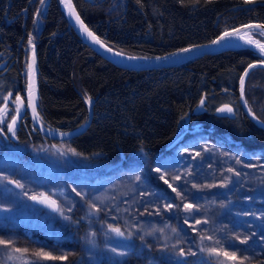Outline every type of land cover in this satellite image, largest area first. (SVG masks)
<instances>
[{
  "label": "trees",
  "instance_id": "obj_1",
  "mask_svg": "<svg viewBox=\"0 0 264 264\" xmlns=\"http://www.w3.org/2000/svg\"><path fill=\"white\" fill-rule=\"evenodd\" d=\"M74 2L97 36L110 47L133 56H161L191 45L212 42L221 33L235 27L249 23L264 24V0ZM251 33L254 38L264 42V35H257V31ZM29 40L37 48L39 56L38 103L41 120L47 128L56 132L75 131L88 122L91 105L92 123L85 132L68 143L82 155L101 156L105 168L102 173L97 171L99 175L127 171L132 165L129 161L139 153L150 160L149 164L155 165L151 159L159 162L196 138L212 141L221 155L228 152L238 157L264 160V130L245 115L239 97L243 73L250 64L261 61L255 52L229 50L201 56L173 68L126 70L102 58L78 37L59 0H0V55L6 56L0 65L8 60L11 62V55L19 57L14 73H0V96L8 92L9 88L19 89L24 84L21 72L24 64L28 65L32 51ZM87 97H91L90 105ZM245 97L255 116L264 121V68H255L249 73ZM201 100H204L202 107ZM225 105L232 107L234 112H219L218 109ZM179 137V142L169 148ZM11 142L34 149L19 160L24 162L23 167L35 169V177L47 178V173L50 177L54 174L68 176V170L72 169L85 171L80 165L70 164L62 170L50 166L47 160H41L42 152H36L35 149L52 141L45 138L31 122L22 125L18 140ZM108 164L114 166L109 167ZM29 167L25 169H31ZM66 182L69 186L72 184L69 180ZM158 182L153 186L165 200L166 206L172 205L170 209L173 214L177 210V198L181 197L172 189L169 193L174 196L170 197L168 190L158 185ZM176 188L183 193L181 199L187 203L186 196L190 195L180 187ZM243 191L242 184L233 189L236 198ZM36 208L30 211L36 213ZM251 213L248 212L252 221H245V217L221 219L214 234L208 235L213 241H210L211 244L205 242V251L191 250L196 255L184 254L178 258L179 263L172 260V249H144L136 240L132 242L140 250L125 253L122 262L239 264V259L246 256L248 259L244 264H264V210ZM52 215H45L44 225H39L37 229H34L35 223L28 221L24 226L20 220L13 221L10 214L1 216L0 224L20 225L65 245L60 256H55L49 249L39 251L51 253L54 257L66 256L67 259L46 260L39 257L36 264H76L78 261L89 264L88 258L83 257V246L85 242L87 244V239L88 244L90 241L85 226L81 223L77 228L63 224L53 226ZM180 215L183 216V213L175 212L174 217L182 221ZM72 222L75 223V219ZM248 222L254 224L253 229L249 225L243 226ZM28 224L32 228L29 229ZM189 232H192L190 228ZM192 237L196 245L202 244L199 236L193 234ZM245 239L246 243L240 242ZM97 246L99 250L98 243ZM77 247L81 250L76 252ZM210 248L218 249L220 255H210L207 251ZM224 251L235 252L237 259L223 256ZM74 254H77L76 257Z\"/></svg>",
  "mask_w": 264,
  "mask_h": 264
},
{
  "label": "rangeland",
  "instance_id": "obj_2",
  "mask_svg": "<svg viewBox=\"0 0 264 264\" xmlns=\"http://www.w3.org/2000/svg\"><path fill=\"white\" fill-rule=\"evenodd\" d=\"M259 41L263 42L260 39ZM4 96H0V101ZM68 145V142L61 141L58 147L46 149L45 145H39L35 151H44V154L41 153V160H47L51 163L50 166L64 170L70 164H77L86 172L72 169L68 170V176L54 174L50 177L47 173V178L35 177V169L23 167L24 162H20L19 159L26 152L34 151L31 146L22 147L12 144L11 141L0 145V220L1 216L10 214L13 221L20 220L24 226L29 221L31 224L35 223L34 229H37L39 225H44L45 215L53 214V226L63 224L77 228L81 223L86 228V235L90 236L89 244L87 239V244L85 242L83 246V257L88 258L89 264H124L123 255L118 253H136L140 250L136 249L137 245L132 240L140 242L144 249H172V260L179 263L181 250L190 255L191 250L206 248L203 246L205 242L213 241L201 237L214 234L213 231L221 219L245 217V221H252L248 212L257 213L264 210V160L238 157L228 152L221 155L217 146L210 140L196 138L189 141L186 147H178L159 162L151 159L155 165L149 164L150 160L146 156L136 154L129 161L132 165H129L127 171L114 175H99L98 172L105 168L101 156L72 155L68 151L71 149ZM196 153L200 155L196 156ZM110 164L107 166H114ZM50 166L49 168H54ZM157 168L160 172L156 171ZM235 172L240 175H235ZM161 175L173 187H180L190 195L186 196L187 203L193 206L190 211H185L184 200L177 198V210L172 214L165 200L153 186L159 181L158 185H163L170 195L171 188L160 178ZM137 176L139 181L136 180ZM175 176L180 179H173ZM8 180L23 184L24 188H17L8 183ZM67 180L72 182L70 186ZM240 184L243 185L244 191L236 198L233 189ZM40 193L55 200L63 215L58 211L53 213L34 205L29 197ZM35 207L36 213L31 212V208ZM175 212L183 213V216H179L182 221L174 217ZM73 219L75 223L72 222ZM248 223L243 226L249 225L253 229L254 224ZM109 225L119 227L131 241L125 242L115 237ZM53 226L50 225L55 229ZM30 227L32 228L31 225L29 229ZM203 230L206 231L203 233ZM193 234L199 236V242L202 244L196 245ZM0 239L12 242L8 247L0 245V264H23L20 260L26 261L25 264H34L39 259L35 253L40 249H49L55 256H60L65 249L63 243H56L55 239L51 240L41 232H31L20 225L5 226L1 223ZM97 243L100 245L99 250ZM24 247L29 248L26 253L14 251L15 248L23 250ZM112 249L116 251L113 252ZM77 250L81 248L77 247L76 252ZM74 255L76 257L77 254ZM76 264L81 263L78 261Z\"/></svg>",
  "mask_w": 264,
  "mask_h": 264
},
{
  "label": "water",
  "instance_id": "obj_3",
  "mask_svg": "<svg viewBox=\"0 0 264 264\" xmlns=\"http://www.w3.org/2000/svg\"><path fill=\"white\" fill-rule=\"evenodd\" d=\"M60 1V5L61 8L63 10V12L66 15V18L68 19L72 29L74 30V32L78 35V37L87 45L89 46L94 52H96L98 55H100L102 58L106 59L107 61H109L110 63L123 68V69H127V70H138V71H143V70H154V69H164V68H173V67H177L180 66L182 64H185L187 62H189L190 60H193L195 58L201 57V56H205V55H211V54H216L219 52H223V51H229V50H251L253 52H255L260 58L261 61H264V56L260 55L259 53V49L255 48L252 45H249L247 43H245L244 40H238L236 38H233L231 41H228L227 38L225 40H221L219 44H213L212 42L216 39H218L223 33H221L218 37H216L212 42L209 43H205V44H197V45H191V46H205L203 48H200L199 50L191 53L190 55L187 56H180V57H171L170 54L168 55H164V56H159V57H170L167 60H163V59H156L157 57H153V58H148L147 59H136V60H130L128 59V57H137V58H144V57H140V56H133V55H129V54H125L122 53L114 48H111L109 45H107L99 36H97L95 34V32L86 24V22L84 21L83 17L81 16V14L79 13L74 0H59ZM86 1H90V0H86ZM76 16H79L80 21L83 22V24L87 27V29L92 32L94 34L95 37L99 38V41L101 43H97L95 42V40H93L92 37H90L81 27L80 23L77 21ZM262 23H249L246 25H259ZM242 26L239 27H235L232 29H229L227 31L231 32L234 29L239 28L240 29V35H246L247 33L251 32V31H257L260 32L259 29L256 28H245ZM251 39L254 40H258L254 37H251ZM264 43V42H261ZM232 44H238V47H234L232 46ZM103 45V46H101ZM190 47V46H188ZM108 49H111V51H109ZM179 50H176L174 52H177ZM119 52L120 55H116V53ZM173 53V52H172ZM33 54V52H32ZM32 54L30 56L29 62L28 64L31 62L32 59ZM261 61L259 62H255L252 64H255L256 67L255 68H264V65L261 64ZM35 68H36V76H35V87H34V95L35 98H37L38 95V77H39V58H38V53H37V48H35ZM255 68H251L249 69V67H247V69L245 71L249 73L255 69ZM28 70V75H29V69ZM248 75L246 77H244L245 80V86H246V82L248 79ZM243 76V75H242ZM32 82V77L29 75V83ZM244 86V88H245ZM29 96V93H28ZM239 97H240V104L243 108V111L245 113V115L259 128L264 130V124L261 123L262 120L258 119H253L252 113H250L248 111L249 106L248 104H245V90H244V94L243 96L241 95V91H240V87H239ZM35 103H36V99H35ZM29 106V103H28ZM20 107V112L19 115L16 116V124L14 126V128L16 127V125L18 124V122L20 121V119L22 118L23 114H24V106L19 104ZM5 108V107H4ZM28 108H30L31 110H29L30 112V116L32 118V122L35 126V128L47 139L51 140V141H62V140H69L72 139L76 136H78L80 134V132L82 133V131L80 132H75V133H57L54 132L52 130H49L48 128H46L45 126H43L38 119L34 116L32 108L29 106ZM63 134V135H61ZM180 139V137L178 139H176L170 146L169 148L173 147L178 140ZM12 184V183H10ZM15 186V184H12ZM16 187V186H15ZM50 198V197H49ZM50 200H53L52 198H50ZM32 203L34 205H36L37 207L43 208L45 210L51 211V212H57L54 211L51 207L46 206L45 204H40L37 203L35 201H32ZM57 206L59 207L58 203L56 202ZM115 237L123 240V241H129L130 238L127 237L125 234L124 236H119L114 232Z\"/></svg>",
  "mask_w": 264,
  "mask_h": 264
},
{
  "label": "snow or ice",
  "instance_id": "obj_4",
  "mask_svg": "<svg viewBox=\"0 0 264 264\" xmlns=\"http://www.w3.org/2000/svg\"><path fill=\"white\" fill-rule=\"evenodd\" d=\"M41 2H43V0H41ZM137 2L139 3L140 0H137ZM245 2H249V0H245ZM76 19L77 21L80 23L81 27L83 28V30L90 36L93 38V40H95V42L97 43H101L99 41V38L95 37L94 34L92 32H90L87 27L83 24L82 21H80V18L79 16H76ZM243 27L245 28H256V29H259L260 32L256 33L257 35H264V24H259V25H244ZM240 29L237 28V29H234L233 31L229 32V31H225L218 39L214 40L212 43L213 44H219L221 40H225L227 38L228 41H231L233 38H236L238 40H244L245 43L249 44V45H252L254 46L255 48L259 49V53L260 55L264 56V43H261L259 40H254V39H251V35L252 33H248L246 35H240ZM29 44L32 45V41L29 40ZM103 46V45H101ZM232 46L234 47H238L239 45L238 44H232ZM205 46H190V47H185V48H182L180 49L179 51L177 52H173L170 54L171 57H180V56H187V55H190L191 53L199 50L200 48H203ZM32 49H33V54H32V59H31V62L28 64V69H29V75L32 77V82L29 83L28 85V91H29V96H28V102H29V106L32 108V111H33V114L34 116L37 118V119H40L39 117V113L37 112V105L35 103V95H34V87H35V76H36V68H35V45H32ZM109 51H111V49H108ZM116 55H120L119 52L116 53ZM170 57L166 56V57H157L156 59H163V60H167L169 59ZM128 59L130 60H136V59H147L146 57L144 58H137V57H128ZM261 64L264 65V61H261ZM249 69L251 68H255L256 65L255 64H250L249 66ZM248 75V72L245 71L243 73V76L241 77L240 79V91H241V95L243 96L244 94V86H245V80H244V77H246ZM11 95V94H9ZM17 101H20V103L22 104V101H21V98L20 97H17L15 101H13L14 104L17 103ZM91 97H87V103H89V105L91 104ZM245 104H247V100L244 101ZM204 105V100H201L200 101V106L202 107ZM7 106L5 105V108L4 109H0V123H3V121L7 118ZM15 113H16V116L19 115V112H20V107L17 106L15 109H14ZM219 112L221 113H224V112H227V113H230L232 114L234 112L233 108L228 106V105H225L221 108L218 109ZM248 111L250 113H252V109L249 108ZM16 116H13V118L11 119V122L8 123L7 125V130L8 132H11L13 134V136L15 135V124H16ZM252 116H253V119H258V117L255 116L254 113H252ZM262 124H264V121H261ZM3 129H0V132H2ZM63 135V134H61ZM69 152H71L72 155H81L80 153H77L75 151V149H69L68 150ZM63 154V153H61ZM196 156H199L200 153H196L195 154ZM237 163H239V161H237ZM245 167H247L248 165H244ZM157 172H160V169L157 168L156 169ZM229 171H233V169H229ZM235 175H240L239 172H235ZM161 179H164V176L161 175L160 177ZM7 179V178H5ZM139 176L136 177V180L139 181ZM173 179L175 180H179L180 177L179 176H175L173 177ZM8 183H12V184H15V186L17 188H20V189H23L24 188V185L23 184H20L16 181H13V180H8L7 181ZM164 183L165 184H168V187L172 189L173 192H176L177 196H180L182 199H183V193L182 192H179L177 191V188L176 187H173L172 184H170L168 182L167 179H164ZM196 185H193V187H195ZM73 191H75V189H73ZM27 194V193H25ZM77 195H80V193H77ZM30 199H32L33 201L37 202V203H40V204H45L46 206L48 207H51L54 211H58L60 212V209L59 207L57 206L56 204V201L55 200H50V198L48 196H45L44 193H40L39 195H32L29 197ZM92 207H95V205H92ZM172 205L169 204L168 205V208H171ZM192 204H188V203H185L183 205V209L185 211H190L192 209ZM7 210V209H5ZM96 211H99V209H96ZM198 211V209H197ZM61 215H63V212H60ZM67 219V217H65ZM196 223H199V221H196ZM205 223H207V221H205ZM109 228L111 231L115 232L117 235L119 236H124V233L121 231V229L119 227H112L111 225H109ZM93 236L95 235V233L92 234ZM211 239V237H201V239ZM236 239H239V237H236ZM241 243H246L247 240H241L240 241ZM11 241L10 240H4V239H0V245H4L5 247H8L11 245ZM217 243H219V241H217ZM15 252L19 253L21 251H24V252H27V249H23L21 250L20 248H15L14 249ZM113 252L116 251V249H112ZM200 251H205V248L201 247ZM207 251L209 252L210 255H220V252L218 249L216 248H210V249H207ZM119 255H124L125 253H118ZM35 255L37 257H41L43 259H46V260H50V259H67L66 256H61V257H54L51 255V253H46L44 251H37L35 253ZM179 255L180 256H184V251L181 250L179 252ZM190 255H196L195 252H190ZM223 256L227 257L228 259H231V260H236L237 257H236V254L235 252H227V251H224L223 252ZM248 257H242L239 259V264H244V261L247 260Z\"/></svg>",
  "mask_w": 264,
  "mask_h": 264
},
{
  "label": "flooded vegetation",
  "instance_id": "obj_5",
  "mask_svg": "<svg viewBox=\"0 0 264 264\" xmlns=\"http://www.w3.org/2000/svg\"><path fill=\"white\" fill-rule=\"evenodd\" d=\"M91 1V0H90ZM85 21V20H84ZM40 24V21L38 22ZM87 24V23H86ZM88 25V24H87ZM71 26V25H70ZM89 26V25H88ZM40 28V26H39ZM72 28V27H71ZM36 48V47H35ZM112 48V47H111ZM33 52V49L31 51V53L29 54V59H30V56ZM38 53V51H37ZM168 54H171V53H168ZM168 54H164V55H168ZM164 55H161V56H164ZM4 56L5 55H0V61L2 59H4ZM6 57V56H5ZM140 57H143V56H140ZM156 57H159V56H156ZM11 62L8 60L6 62H4L3 64L0 65V73H2L3 75H7L9 73H14L13 72V69L15 67V65L17 64V62L19 61V57L15 56V55H11ZM39 58V56H38ZM148 58H153V57H148ZM29 59H28V62H29ZM191 61V60H190ZM188 63V62H187ZM185 63V64H187ZM185 64H182V65H185ZM181 66V65H180ZM178 67V66H177ZM28 65L25 66L24 64V67H23V72L22 75L24 76V84L19 88V89H15V90H12V88H9L8 92H6L4 95V99H2V101H0V109H4L5 105L7 106V118L3 121V123H0V129H3L2 132H0V145H6L8 142L10 141H17L18 140V135H19V131L21 130V126L22 125H25L27 122H31L32 125L33 122H32V118L30 116V112L29 110H31L30 108H28V85H29V75H28ZM38 80H39V83H38V95H37V98H36V105H37V112L39 113V103H38V100H39V95H40V63H39V77H38ZM3 90H5V88H2ZM35 92V91H34ZM11 94V95H9ZM17 97H20L21 98V101H22V104L20 103V101H17L16 104L13 103V101L16 100ZM19 104L23 105L24 106V114L22 116V118L20 119V121L18 122V124L16 125L15 127V135L13 136V134L11 132H8L7 130V125L8 123L11 122V119L13 118V116H16V113L14 111V109L19 106ZM40 117V116H39ZM92 120H93V108L92 106L90 105V118L88 120V122L81 128L75 130V131H69V132H57V133H75V132H80L82 131L85 132L88 127L90 126V124L92 123ZM38 121L43 125V121L41 120V117L40 119H38ZM35 127V126H34ZM46 127V126H45ZM47 128V127H46ZM49 129V128H48ZM50 130V129H49ZM53 131V130H52ZM56 132V131H54ZM80 132V134H82ZM79 134V135H80ZM78 135V136H79ZM77 137V136H76ZM75 138V137H74ZM73 139V138H72ZM72 139H69V140H72ZM69 140H62V141H66L68 142ZM176 140V139H175ZM180 140V139H179ZM178 140V142H179ZM191 140V139H189ZM51 141V140H50ZM61 141H52L51 144H47L45 143V148L48 149L50 147H53L55 148L56 146L58 147L59 143ZM177 142V143H178ZM13 144V143H12ZM69 144V143H68ZM176 145V144H175ZM174 145V146H175ZM70 146V145H68ZM71 149H73L71 146H70ZM77 152V151H76ZM42 153L44 154V151H42ZM78 153V152H77ZM82 155V154H81ZM82 156H85V155H82ZM87 157V156H85ZM73 165V164H72ZM77 166V164L75 165ZM128 170V169H127Z\"/></svg>",
  "mask_w": 264,
  "mask_h": 264
},
{
  "label": "bare ground",
  "instance_id": "obj_6",
  "mask_svg": "<svg viewBox=\"0 0 264 264\" xmlns=\"http://www.w3.org/2000/svg\"><path fill=\"white\" fill-rule=\"evenodd\" d=\"M127 70V69H126Z\"/></svg>",
  "mask_w": 264,
  "mask_h": 264
}]
</instances>
